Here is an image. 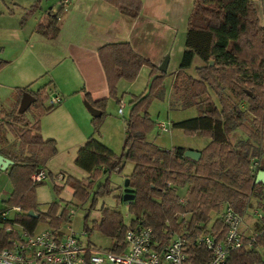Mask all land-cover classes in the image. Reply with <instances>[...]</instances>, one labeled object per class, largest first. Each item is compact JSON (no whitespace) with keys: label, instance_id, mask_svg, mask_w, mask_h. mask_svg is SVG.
<instances>
[{"label":"trees","instance_id":"16d2710c","mask_svg":"<svg viewBox=\"0 0 264 264\" xmlns=\"http://www.w3.org/2000/svg\"><path fill=\"white\" fill-rule=\"evenodd\" d=\"M106 1L130 18H136L142 7L141 0ZM58 30L57 17L50 12L35 29L51 39L57 36ZM98 57L107 80V97H116V83L120 79L134 80L142 66L150 68L152 80L148 92L130 101L121 155L90 135L74 159V164L89 175L86 179L67 175L66 183L73 189L74 197L84 199L88 195L86 188L99 169L109 173L119 168L123 159L132 162L134 167L128 176V186L134 190V198L127 203L130 211L136 218H143L157 238L165 242L173 232H181L185 227L189 260L193 264H204L209 253L196 244L195 236L210 232L221 238L226 231L220 218L211 222V212L218 213L224 204H229L242 214L252 193L263 186L255 183V175L258 170H264L261 156L264 151L256 144L264 134V25L259 21L255 3L252 0L193 2L184 49L171 85L174 98L169 105L174 110L196 108L195 117L173 125L188 133L199 131L210 138L199 150L197 161L184 156L185 147L166 149L146 140L152 126L146 109L151 99L162 96L164 72H159L151 60L136 53L127 41L100 46ZM195 57L202 64L195 67L193 75L188 69ZM48 84L31 92L35 97L30 105L33 107L31 120L25 118V112L17 111L19 101L14 110L0 111V154L13 162L6 169L12 184L6 203L22 207L25 212L17 215V221L29 231L47 219L52 226H58L67 220L70 211L67 207L60 209V205L53 202L47 211L38 212L35 187L40 182L30 180V175L57 151L55 140L43 139L39 130L40 117L53 108L44 105ZM26 90L27 87L17 89L18 100ZM83 93L86 101L101 111L92 118L97 130L107 97L93 100L88 92ZM241 103L247 105L246 109ZM30 124L34 132L29 130ZM236 130L246 132L247 138L233 141L231 135ZM7 132L12 134V142ZM257 157L259 165L255 170L253 159ZM179 188H186L184 199L180 198ZM108 192L109 186L105 184L96 194ZM257 195L264 197V191ZM261 210L260 229L252 239L244 236V246L232 251L225 264H264V203ZM29 211L38 216H30ZM97 227L109 238L122 241L125 226L117 211L102 208Z\"/></svg>","mask_w":264,"mask_h":264},{"label":"rangeland","instance_id":"374dc122","mask_svg":"<svg viewBox=\"0 0 264 264\" xmlns=\"http://www.w3.org/2000/svg\"><path fill=\"white\" fill-rule=\"evenodd\" d=\"M36 1L38 2V0H32V3H36ZM252 1L255 3L259 21L264 25V0ZM47 2L53 3L55 0H49ZM47 2L41 1L38 5L39 7L36 8L34 6H28L29 4H25L27 3L26 0H0V46H4V48L0 50V111H8L9 108L15 106L13 102L16 99L14 95L17 94V89L27 87L26 91L31 93L36 92L41 85L48 83L50 80H52V84L54 85L53 71L59 64L51 69L38 72L43 65L41 57H43L45 51L43 49L38 50L28 47L27 44L30 43L28 39L29 35L25 32L28 26L32 25L35 21L34 16L40 15L43 11L42 9H45L44 7ZM7 7L12 10V14L7 13L9 17H3ZM41 7L43 8L41 9ZM1 12H3V14ZM23 23H26L25 30L22 25ZM18 26H22L25 40H20L16 37L15 29ZM9 29H11V31H9ZM184 41L180 43L177 42L171 48L169 64L162 78V96L151 99L146 109L150 121L152 122V126L146 134V140L161 148L172 149L174 147H185L199 151V149L209 143L210 138L207 135H201V133L193 134L185 132L173 125L175 122L195 117L197 115L196 108L190 107L174 110L171 109L169 105L170 100L174 98L171 85L174 73L179 66L182 50L185 45ZM201 64V60L195 57L188 72L194 75L195 67ZM27 72H30L31 76L26 74ZM151 80L150 68L148 66H142L134 80L129 81L120 79L115 87L116 97L110 96L105 99L104 114L99 121L97 130H94L92 121L94 116L90 114L85 106V97L82 98L79 92H73L67 96L68 101L71 103L78 99L83 108L81 113L75 112V114L78 118L77 123L80 122L84 135L88 133V138L93 134L103 144L111 148L116 155H121L124 139L126 137L125 121L131 110L130 101L132 97L148 92ZM20 83L24 84V86L16 87ZM49 84L46 86L45 94L47 97L44 98V105L46 107L51 105L50 100L57 94L53 87L48 88ZM118 99L120 100L118 101ZM64 100L65 97L63 96L62 103ZM122 103L125 105L123 113H119L118 109ZM51 106L54 107L56 105ZM240 106L243 109L247 107L245 103H241ZM32 110L33 107H29L25 111L27 116H25L26 119L33 117ZM249 117L251 118V115H249ZM160 122H164L168 130L161 131L158 127ZM32 125L33 124H30L28 128L31 132H34L35 129ZM44 129L53 131V136H55L52 138H56L55 147L57 151L56 154L40 168L47 174V178L35 187V199L38 204L37 211H47L50 204L53 202L59 204L61 207L60 209L67 207V210H74L75 214L69 219L67 217V220H65L64 229L69 226L78 236H81L83 233L84 235L82 238L85 241H89L97 248H110L112 241L116 240V238H109V236L97 227V223L101 220L102 208H109L117 211L121 215L123 225H128L132 220H135L136 216L130 211L127 203L122 200L124 189L128 186V176L132 171V162L128 160L124 161L123 159L119 168L109 173H104L102 169V171L99 169L100 172L96 174L95 178H92L91 185L86 188L88 195L84 199H79L73 196V189L66 181H58L56 179L59 173L78 179H86L88 177L89 174L87 172L78 170V167L74 164L76 151H78L77 144L71 141L70 133L56 126L53 118L49 121H45V126L43 123L40 124L39 122L40 132L41 130L42 132L45 131ZM84 135H82L81 139L83 140L81 141H84V137H86ZM7 136L9 142H12V134L7 132ZM246 138L247 134L243 130H236L231 135L233 141ZM256 144L264 151V134ZM262 154L261 156L264 158V152ZM257 160H259L258 157ZM105 184H108L109 192L103 195L96 194L99 187ZM262 184L263 186L262 189L258 191L259 193L264 191V183ZM0 192V207L10 206L4 202L12 193V184L5 170H0ZM185 192L186 188L178 189L181 199H184ZM258 192L255 190V192L252 193L247 207L242 213L243 233L244 236L247 237L256 234L261 227V204L264 203V197L258 196ZM60 209L58 210L59 212L61 211ZM221 215L222 209H220L218 213L211 212V222L216 218H220ZM186 218L188 217L186 216ZM44 227L43 222L38 224V229Z\"/></svg>","mask_w":264,"mask_h":264},{"label":"crops","instance_id":"0c3cea01","mask_svg":"<svg viewBox=\"0 0 264 264\" xmlns=\"http://www.w3.org/2000/svg\"><path fill=\"white\" fill-rule=\"evenodd\" d=\"M41 1L49 0H38L36 3L26 0L25 4L38 8ZM59 2L60 0L47 2L45 9L41 7L42 13L34 16L35 21L25 32L29 35L28 47L45 51L41 57L43 65L38 72L59 64L53 69L54 85L50 80L48 88L53 87L57 92L55 96L61 97V101L40 117V124L45 126V121L53 118L57 127L71 134V141L77 144L78 150L88 135H84L75 114L81 113L83 108L78 99L71 103L67 96L79 92L84 98V91H87L93 100L108 96L107 80L98 57V48L108 43L127 41L136 53L151 60L158 68L167 54L170 58L171 48L186 39L188 17L194 0H141L142 7L136 18L122 14L106 0H70L63 10ZM11 11L7 7L5 13H1L3 17H9L7 13L12 14ZM49 12L59 18V30L54 39L43 37L35 31L38 23L43 22ZM22 25L25 30L26 23ZM15 32L17 38L25 40L22 26H18ZM3 48L4 46H0V50ZM26 74L31 76L30 72ZM21 86L24 84L20 83L16 87ZM63 96L65 100L62 103ZM14 98L15 106L8 111L14 110L17 102H20L21 97L18 100V94H15ZM44 130L40 132L43 139H56L52 138L55 136L53 131ZM82 135L86 136L84 141H81ZM133 167L134 164L132 170ZM78 170L83 171L80 168ZM63 176L67 177L66 174Z\"/></svg>","mask_w":264,"mask_h":264},{"label":"built area","instance_id":"2783aa9c","mask_svg":"<svg viewBox=\"0 0 264 264\" xmlns=\"http://www.w3.org/2000/svg\"><path fill=\"white\" fill-rule=\"evenodd\" d=\"M69 2L60 0L61 9H65ZM60 101L61 97L54 96L50 104L54 106ZM124 106L123 103L120 105L119 113H123ZM158 127L161 131L168 130L164 122H160ZM258 165L259 160L253 159L255 170ZM46 178L47 174L42 169L30 175L33 183ZM56 179L65 182L66 178L58 174ZM22 211L20 205L0 207V264H193L189 260L185 227L181 232H173L165 242L157 238L143 218H135L124 225L122 241L113 240L110 248L102 249L85 241L83 233L78 236L71 227L64 229L66 221L52 226L47 219L43 222L44 228L38 229V223L29 231L17 221V215L25 212ZM74 214V210H70L68 219ZM220 219L226 228L221 238L210 232H200L195 236L196 244L209 253L204 264H225L232 251L244 246L243 215L224 204Z\"/></svg>","mask_w":264,"mask_h":264},{"label":"water","instance_id":"95a60500","mask_svg":"<svg viewBox=\"0 0 264 264\" xmlns=\"http://www.w3.org/2000/svg\"><path fill=\"white\" fill-rule=\"evenodd\" d=\"M168 61H169V55L167 54L165 56V58L163 59V61L161 62V64L158 66V69L160 72H165L167 70ZM34 100H35V97L30 92L24 91L22 93L21 98H20V102H19V106H18L17 111L19 113L25 112L30 107V105L32 104V102ZM85 106L92 116L96 117V116H99L101 114V111L99 109H97L96 107H94L88 101H85ZM199 133L200 132L198 131L197 134H199ZM184 156L191 158L192 160L197 161L200 158V152L187 148L184 152ZM12 163H13L12 160H10L9 158L0 154V170H6L8 168V166L12 165ZM255 183H264V170H258L257 171V173L255 175ZM133 198H134V190L131 189L129 186H127L124 189V192L122 195V200L125 203H128ZM28 214L32 217H35V218L38 216L33 211H29Z\"/></svg>","mask_w":264,"mask_h":264}]
</instances>
